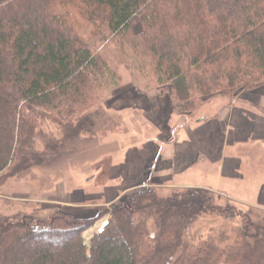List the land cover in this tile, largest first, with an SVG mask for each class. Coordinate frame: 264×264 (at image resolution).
<instances>
[{"label": "trees", "instance_id": "1", "mask_svg": "<svg viewBox=\"0 0 264 264\" xmlns=\"http://www.w3.org/2000/svg\"><path fill=\"white\" fill-rule=\"evenodd\" d=\"M106 42L129 49L174 110L194 117L264 82V0H0V179L93 135L89 113L120 81L97 51ZM97 211L0 214V264H264V222L209 190L144 186ZM107 215L88 247L83 234ZM203 216L238 223L233 239H189Z\"/></svg>", "mask_w": 264, "mask_h": 264}, {"label": "crops", "instance_id": "2", "mask_svg": "<svg viewBox=\"0 0 264 264\" xmlns=\"http://www.w3.org/2000/svg\"><path fill=\"white\" fill-rule=\"evenodd\" d=\"M115 94L118 95L116 101L124 104L125 110L132 109V112H120L135 120L130 123L131 128L127 127L128 132H120L112 138L119 148L108 156L111 165L106 176L108 180H119L121 191L119 194L107 192L102 206L109 207L144 186L165 193L199 188L224 195L217 188L219 184L244 182L247 176L244 168L249 171L252 162H256L262 173L264 82L255 90H237L231 100L216 97L201 107L194 117L174 110L170 91L155 86L145 91L137 88L132 78H122V86ZM106 139L109 141L110 137ZM104 161L105 158L100 160ZM113 162L118 164L113 165ZM96 173L92 178H97L103 170ZM188 175L214 177L218 186L201 185L186 179ZM248 206L251 213L252 209L264 211V184L260 187L256 205ZM67 210L69 215L82 219L97 214V210H93V216L77 213L83 209Z\"/></svg>", "mask_w": 264, "mask_h": 264}, {"label": "rangeland", "instance_id": "3", "mask_svg": "<svg viewBox=\"0 0 264 264\" xmlns=\"http://www.w3.org/2000/svg\"><path fill=\"white\" fill-rule=\"evenodd\" d=\"M89 35L88 29L81 37L87 39ZM97 47L98 53L120 81L116 87L114 85L107 86L106 90H102L99 94L100 104L98 103L90 111L86 127L93 130V135L88 136L87 140H85L87 134L74 137L65 143L53 160L34 167L24 177L5 182L4 179H0L1 215H31L45 219L58 210L68 214L67 209H83L82 212L77 213L91 216L93 210H98L100 207L95 205L102 206L106 202L107 192L120 193L119 180L114 178L108 180L107 177L111 165L108 156L119 148L118 143L112 141L113 136L120 132H128L127 127H132L130 123L135 118L129 117L131 115L125 116L124 112H120H132V109L125 110L124 104L116 101L118 98V95L115 94L116 90L121 88L122 78L124 80L132 78L134 85L145 91L153 86L158 88V85L149 71H142L137 67L139 61L136 65V59L129 49H121L118 45L110 42H106L102 46L97 45ZM52 131H55L53 126L47 124L44 127V132ZM56 136L59 137V134ZM109 137L108 141L106 138ZM103 158L105 161L100 162ZM117 164L118 162H113V165ZM101 170H103L101 175L95 179L92 178L97 174V171ZM244 170L247 173L246 180L234 184L221 182L218 186L214 177L211 176L188 175L186 179H192L193 182L212 188L218 186L219 191L224 192V195H219L222 199L231 200L235 205L249 211L250 206L248 205L253 203L256 205L260 187L264 184V162L261 164V174L256 162H252L249 171L248 168H244ZM159 193L162 196L168 194L163 191ZM252 215L256 221L264 222V211L252 209ZM110 217L107 215L97 221L83 234L87 245H90L93 237L99 232L96 230L98 223L106 220L105 224H107ZM238 226V223L228 222L216 216H203L190 229L187 237L197 241L209 235L225 234L233 239L232 232ZM88 233H92L89 241L85 237V234Z\"/></svg>", "mask_w": 264, "mask_h": 264}, {"label": "bare ground", "instance_id": "4", "mask_svg": "<svg viewBox=\"0 0 264 264\" xmlns=\"http://www.w3.org/2000/svg\"><path fill=\"white\" fill-rule=\"evenodd\" d=\"M105 223H106V220H103L101 221L100 223H98L97 227H96V230L100 231L102 229L103 226H105ZM92 233H88V234H85V237L86 239L89 241L90 238H91V235Z\"/></svg>", "mask_w": 264, "mask_h": 264}]
</instances>
